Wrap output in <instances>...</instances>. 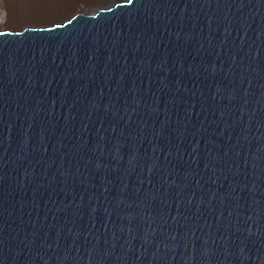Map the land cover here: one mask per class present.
Wrapping results in <instances>:
<instances>
[{
  "label": "water",
  "instance_id": "water-1",
  "mask_svg": "<svg viewBox=\"0 0 264 264\" xmlns=\"http://www.w3.org/2000/svg\"><path fill=\"white\" fill-rule=\"evenodd\" d=\"M0 264H264V0L0 29Z\"/></svg>",
  "mask_w": 264,
  "mask_h": 264
},
{
  "label": "bare ground",
  "instance_id": "bare-ground-1",
  "mask_svg": "<svg viewBox=\"0 0 264 264\" xmlns=\"http://www.w3.org/2000/svg\"><path fill=\"white\" fill-rule=\"evenodd\" d=\"M8 10V25L44 24L72 11L74 0H1ZM90 1L95 0H81ZM89 3V2H88ZM41 22V23H40ZM8 26V27H9ZM7 28V27H6Z\"/></svg>",
  "mask_w": 264,
  "mask_h": 264
},
{
  "label": "rangeland",
  "instance_id": "rangeland-1",
  "mask_svg": "<svg viewBox=\"0 0 264 264\" xmlns=\"http://www.w3.org/2000/svg\"><path fill=\"white\" fill-rule=\"evenodd\" d=\"M103 1L104 0H96V1H93V3H90V1H88L89 2L88 3L86 1L74 0L73 5H72V11H70V12L66 11V13H69V14H64L65 16L57 18L56 20L65 21L71 14L73 15L78 11L90 10V9L98 6V4L100 2H103ZM8 16H9L8 10L6 9V7L4 6L2 1L0 0V29H4V28L9 26L8 25ZM53 22H54V20H53ZM23 26H24L23 24H16V25H11L9 27L21 28Z\"/></svg>",
  "mask_w": 264,
  "mask_h": 264
}]
</instances>
